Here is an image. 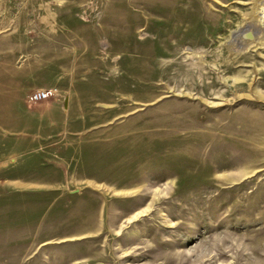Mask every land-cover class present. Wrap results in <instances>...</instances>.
I'll return each instance as SVG.
<instances>
[{"label": "rangeland", "instance_id": "rangeland-1", "mask_svg": "<svg viewBox=\"0 0 264 264\" xmlns=\"http://www.w3.org/2000/svg\"><path fill=\"white\" fill-rule=\"evenodd\" d=\"M253 2L0 0V264H264Z\"/></svg>", "mask_w": 264, "mask_h": 264}, {"label": "bare ground", "instance_id": "bare-ground-1", "mask_svg": "<svg viewBox=\"0 0 264 264\" xmlns=\"http://www.w3.org/2000/svg\"><path fill=\"white\" fill-rule=\"evenodd\" d=\"M251 11L252 12L245 18L247 22L229 34L230 43L236 48L240 46V39H246L253 34H255L256 37L259 35H261V37L264 36V0H254ZM250 18L257 21L256 26H252L248 22Z\"/></svg>", "mask_w": 264, "mask_h": 264}, {"label": "built area", "instance_id": "built-area-1", "mask_svg": "<svg viewBox=\"0 0 264 264\" xmlns=\"http://www.w3.org/2000/svg\"><path fill=\"white\" fill-rule=\"evenodd\" d=\"M48 95L49 92H47L46 90H37L30 93L29 99L31 101H40L46 99Z\"/></svg>", "mask_w": 264, "mask_h": 264}]
</instances>
